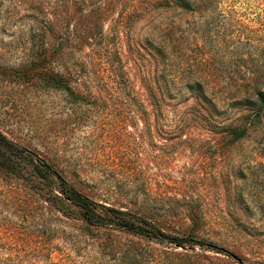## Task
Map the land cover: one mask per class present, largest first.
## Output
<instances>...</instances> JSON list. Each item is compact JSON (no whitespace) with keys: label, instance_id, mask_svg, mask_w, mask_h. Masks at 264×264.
I'll return each mask as SVG.
<instances>
[{"label":"rangeland","instance_id":"1","mask_svg":"<svg viewBox=\"0 0 264 264\" xmlns=\"http://www.w3.org/2000/svg\"><path fill=\"white\" fill-rule=\"evenodd\" d=\"M188 1L192 11L174 0H0V131L93 200L196 240L63 215L22 155L0 166V264H264V105L251 96L264 88V0ZM161 77L170 88L156 113L143 82ZM239 125L246 134L230 140Z\"/></svg>","mask_w":264,"mask_h":264},{"label":"trees","instance_id":"2","mask_svg":"<svg viewBox=\"0 0 264 264\" xmlns=\"http://www.w3.org/2000/svg\"><path fill=\"white\" fill-rule=\"evenodd\" d=\"M174 3L179 7H182L184 11H192L194 9L191 6V2L188 0H174ZM98 18V14L93 18L92 26L94 29H98L101 26L102 19ZM154 49L158 57H160L161 61L165 64L168 61V52L159 46ZM107 53L108 65L111 68L110 72L114 74L115 77L119 78V82L126 81L124 85L130 92L132 90L130 80L128 78V74L124 71L119 54L116 51L114 55H112L109 51H107ZM0 74L6 75L1 66ZM19 75L23 76L25 75V72L21 71ZM143 85L147 91L151 108L157 113L161 110L162 105L166 104V96H164V93H168L167 90L170 88V83L168 82V79L161 77L160 80L155 78L152 80L148 79L143 82ZM206 86L207 83L200 81H193L190 84H188V82L186 83V88L190 91H194L197 95L196 98L206 102V104L211 107H215L216 103L207 95L205 91ZM162 89H165L164 93ZM130 94L126 95L128 97L136 98L135 94H131V96ZM251 96L264 105V88L255 84V88H252ZM140 106L142 105L136 103V107ZM258 113L259 111L255 112L254 116H257ZM246 131V125H239L230 128L228 130L231 137L230 140H237L243 137L246 134ZM22 155L27 157L29 156L34 171L46 179L48 186L54 187L55 193L49 191L46 195V201L53 204L63 215L68 216L73 214L74 216H78L86 226L118 229L137 234L139 236H144L149 239L173 243L176 245H181L184 242L196 241L189 235L178 236L168 233L149 218L144 216L136 215L128 210H123L121 208L93 200L69 182L57 169L55 164L33 154L32 152L22 153V148L11 142L0 131V166L6 169H11L12 159ZM214 247L217 248L216 246Z\"/></svg>","mask_w":264,"mask_h":264}]
</instances>
